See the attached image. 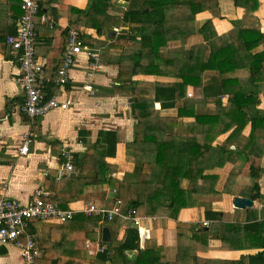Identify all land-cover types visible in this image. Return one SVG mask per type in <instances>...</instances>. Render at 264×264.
Segmentation results:
<instances>
[{
  "label": "trees",
  "instance_id": "obj_1",
  "mask_svg": "<svg viewBox=\"0 0 264 264\" xmlns=\"http://www.w3.org/2000/svg\"><path fill=\"white\" fill-rule=\"evenodd\" d=\"M88 1L85 11L71 8V13L78 14L73 25L94 29L98 34L123 27L116 32L112 47L120 55H137L135 61L128 63L131 72L124 79L129 82L130 76L140 74L156 78L150 88L131 87V109L137 124L128 147H139L138 152H133L134 170L118 182L116 200L123 202L122 212L135 209L141 217L166 216L177 221L181 210L202 205L206 219L213 221L208 228L198 229L197 225L178 221L177 227L194 228L195 239L206 245L204 249L211 239H217L224 250H257L223 264H264V195L255 194L262 207L248 209L244 223H228L220 216L222 211L213 210L214 204L226 197H253L254 190L260 187L258 181L264 177V112L258 109V96L264 89V32L237 24L227 34L214 36L207 24L198 27L193 19L206 11L217 14L226 1L250 15L259 9V0H117L123 2L116 4L113 0ZM111 11L123 15H112ZM197 35L199 41L187 48L175 53L168 49L171 42ZM117 61L121 66L126 64ZM240 70L249 71V76L237 77ZM189 88L194 92L192 98L188 97ZM180 101L183 105L178 108L177 117L160 116V110L176 108ZM156 103H160V110L155 109ZM179 118L194 119L185 133L176 131ZM101 134L104 139H111L107 140L108 148L93 149L85 164L76 157L75 168L82 175L62 182L84 188L111 180L108 176L116 169L105 159L115 156L118 138L112 131ZM225 134L227 138L215 144ZM171 167L173 181L166 186ZM87 172L94 173L92 179L84 175ZM240 176L251 178L253 185H244ZM101 221H105L103 215L77 214L61 228L84 225L93 230ZM32 222L44 223L34 219L30 226ZM116 222L126 228V233L113 254L122 258L124 264H184L186 255L194 251L188 249L192 240L184 243L179 237V261L161 262L164 249L152 240H146L141 248L138 229L131 219L118 217ZM97 236L91 233V237ZM132 251L137 253L134 258L128 255ZM109 254V250L104 251L92 260L106 264ZM201 262L197 258V264Z\"/></svg>",
  "mask_w": 264,
  "mask_h": 264
},
{
  "label": "crops",
  "instance_id": "obj_2",
  "mask_svg": "<svg viewBox=\"0 0 264 264\" xmlns=\"http://www.w3.org/2000/svg\"><path fill=\"white\" fill-rule=\"evenodd\" d=\"M33 1L38 7L42 6L35 18V43L37 60L45 64L50 80L44 85V91L49 97L71 101V105L67 109L51 110L33 121L21 112L20 108L25 101L20 83L21 52L12 50L6 42V37L16 33L17 21L22 14V0H0V188L6 196L18 200L22 205H27L34 192L43 188L47 192L46 201L56 204L62 210H74L77 214H85L83 210L89 205L111 207L116 200L118 182L135 168L133 152H138L139 147V145H134L135 149L128 147L134 140L137 124L131 109V100L134 97L131 87L150 88L156 78L153 75L140 74L130 76L129 82L128 79H124L131 72L128 63L135 61L137 55H120V51L112 47L117 37L116 32L123 27H114L113 31L98 34L94 29L87 27L79 29L73 25L78 19V14L73 11L71 13V8L85 11L89 7L88 0ZM118 2L113 0L114 4ZM43 16L47 18L44 22L41 21ZM256 16L261 18L262 26L259 29L264 32V0H259V9L248 16L245 9L235 7L232 1H226L217 14L206 11L197 14L193 19L198 27L211 22L220 31L216 35H224L234 28V23L254 27L251 25V19ZM71 28L84 33L83 38L87 46L99 50L101 61L99 69L92 70L94 60L85 53L80 54L70 71L68 83L62 86L57 85L54 80L63 63L67 31ZM183 39L186 41L171 42L168 49L173 53L178 52L179 49L198 42L199 36ZM117 59L126 64L121 66ZM242 72L246 77L249 76L247 70H240L235 75L239 77ZM88 85L93 87L91 92L86 89ZM191 90L192 88H189L188 93ZM182 105L183 101H180L176 108L160 110V103H156L155 109L160 110L161 117L174 118L177 117L178 108ZM198 109L201 110L200 107ZM258 109L264 112V101ZM193 120L179 118L180 125L176 131L180 134L185 133L187 125ZM110 131L117 134L118 143L115 156L105 159L116 169L109 174L111 180L107 184H89L83 188L75 185L71 187L70 183L62 182L69 178L56 180L57 170L62 163L63 149L71 150L75 160L79 157L85 164L89 158L88 153L92 154L93 149L98 147L103 151L108 148L107 140L111 139H104L101 133ZM26 136L30 139L29 149L26 154H20ZM76 169L78 173L76 176H81L79 168ZM84 175L93 177L94 173L87 172ZM172 177L173 173L169 171L165 179L166 185L170 184ZM239 180L246 186L253 185V180L249 177L240 176ZM258 182L260 187L254 190L253 198L258 192L264 195V177ZM234 197H226L216 202L213 207L215 211H222L220 216L228 223H244L248 209L262 207L261 199L254 198V207L236 209L233 206ZM140 218L141 225L134 226L139 232L141 248H144L146 240L154 241L157 246L164 249V257L161 259L164 263L179 261V237L184 243L186 239L192 240L187 245L188 249L194 250L192 254L186 255L184 264H197V258L202 260L200 264H223L224 261H238L242 256L257 252L256 249L224 250L217 239H211L208 247L204 249L206 245L195 239L197 234L194 228L177 227V223L181 222L197 225L198 229L204 226L208 228L213 221L206 219L205 208L202 205L181 210L178 222L166 216ZM205 223L209 225L206 226ZM62 224L34 222L32 226H28L27 233L34 237L40 252L32 264H101L93 261L92 257L108 250L110 254L106 264H124L122 258L113 254L123 242L126 233V228L119 225L116 220L101 221L93 230L90 227H83L84 225L63 229ZM105 227L109 228L111 233L110 243L103 242L102 239ZM93 232L97 233L96 238L91 237ZM141 233L145 236L142 237ZM20 240L23 243L26 241L25 237ZM100 249L103 251H99ZM136 254L135 251L128 253L131 258ZM0 264L27 263L21 255L20 248L14 243H9L0 244ZM179 264H182L181 261Z\"/></svg>",
  "mask_w": 264,
  "mask_h": 264
},
{
  "label": "built area",
  "instance_id": "obj_3",
  "mask_svg": "<svg viewBox=\"0 0 264 264\" xmlns=\"http://www.w3.org/2000/svg\"><path fill=\"white\" fill-rule=\"evenodd\" d=\"M22 17L17 21L16 33L6 37L7 44L14 51L21 52V78L20 83L25 95V101L20 110L31 121L41 117L51 110L67 109L71 101H61L58 97H48L44 91V85L49 82L45 64L39 62L36 56V22L38 5L33 0H22ZM43 16L41 21H46ZM85 53L93 59L92 70L100 67V52L87 46L85 39L79 30L71 28L68 30L67 45L63 54V64L58 69L57 78L54 82L57 85L68 83L70 71L77 60V57ZM88 91L93 87L88 85ZM30 139L26 136L24 144L20 148V154H26L29 149ZM62 163L60 164L56 180L76 176L75 155L69 149L61 151ZM47 192L43 188L37 189L27 205H22L18 200L6 196L0 188V244L14 243L21 250V255L27 264H32L39 257L34 237L27 233L29 222L34 219L43 222L64 223L72 220L77 214L74 210H62L56 204L46 201ZM123 202L116 200L111 207L89 205L83 211L90 215L95 213L103 215L106 222H113L116 218L131 219L134 225L139 227L142 219L135 209H130L126 214L122 212ZM206 226L209 223H205ZM141 236L145 235L141 233ZM25 237L23 243L20 239ZM99 251H103L100 249Z\"/></svg>",
  "mask_w": 264,
  "mask_h": 264
},
{
  "label": "rangeland",
  "instance_id": "obj_4",
  "mask_svg": "<svg viewBox=\"0 0 264 264\" xmlns=\"http://www.w3.org/2000/svg\"><path fill=\"white\" fill-rule=\"evenodd\" d=\"M123 7H125V5H123ZM123 10L124 9H126V8H122ZM113 13V14H112ZM111 14L112 15H120V16H122L123 14L122 13H115V12H112L111 11ZM248 16V15H247ZM246 23V22H245ZM251 25H254V27H257V28H259L260 26H262L260 23H261V18L260 17H258V16H256V17H254V18H252L251 19ZM207 24V27H208V30H209V32L211 33V34H213V35H216V34H218L220 31L219 30H217V28H215V25L214 24H211V22H207L206 23ZM237 24H239V23H234V26L235 25H237ZM182 41H186L185 39H181ZM185 43H181V45H184ZM242 74H243V72H242ZM240 74V76H239V78H245L246 76L243 74ZM188 97L189 98H192V97H194V92H193V90H191V92H189L188 93ZM261 100V102L262 101H264V89L263 90H261V92H260V96H258ZM226 100H227V97H226ZM225 100V101H226ZM227 136H228V134H225V135H222V136H220L217 140H216V142H215V144H221L226 138H227ZM234 148V147H233ZM169 171H171L173 174H174V167H171L170 169H169ZM168 171V172H169ZM244 177V176H243ZM91 178V177H90ZM92 179V178H91ZM166 181V180H165ZM172 181H173V179H171V181H170V184H168V185H166V186H171V184H172ZM185 185H186V182H185ZM111 202H112V200H111ZM204 226V225H203ZM205 227V226H204ZM195 249V248H194Z\"/></svg>",
  "mask_w": 264,
  "mask_h": 264
},
{
  "label": "water",
  "instance_id": "obj_5",
  "mask_svg": "<svg viewBox=\"0 0 264 264\" xmlns=\"http://www.w3.org/2000/svg\"><path fill=\"white\" fill-rule=\"evenodd\" d=\"M254 199L253 197H242V196H235L233 198V206L236 209H247L254 207ZM102 239L103 242L110 243L111 242V233L109 228L105 227L102 231Z\"/></svg>",
  "mask_w": 264,
  "mask_h": 264
}]
</instances>
